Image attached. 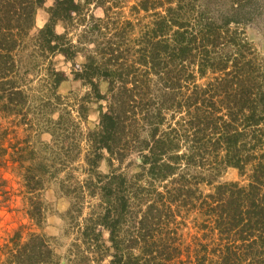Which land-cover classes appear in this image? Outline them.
<instances>
[{
    "label": "trees",
    "instance_id": "trees-1",
    "mask_svg": "<svg viewBox=\"0 0 264 264\" xmlns=\"http://www.w3.org/2000/svg\"><path fill=\"white\" fill-rule=\"evenodd\" d=\"M235 1L224 10L222 0H137L132 11L152 19L141 24L114 11L125 0H81L106 9L103 17H92L77 44L56 29L67 25L62 13L74 0H54L48 8L50 18L32 40L35 53L70 58L82 46L86 62L76 78L91 88L89 97L100 98V79L109 82V113L101 115L97 130L79 131L72 144L81 156L84 142L83 188L98 200L86 216L80 212L73 263L264 264V61L237 28L256 17ZM43 3L0 0V104L6 114L24 115L19 111L27 106L32 68L17 52ZM208 71L218 76L197 84V74ZM81 108L85 119V104ZM70 118L66 112L67 129ZM12 133L0 123V159L23 171L28 214L40 224L37 193L47 175L56 178L67 166L59 160L40 164L29 138L21 145ZM61 152L66 156L58 146L51 157ZM105 158L108 173L98 171ZM125 162L140 172H118ZM230 168L247 175L248 183L221 181ZM214 184L213 193L204 194L201 187ZM182 209L197 211L202 227L217 236L213 244L183 246ZM10 242L3 264H60L42 233L23 240L18 230Z\"/></svg>",
    "mask_w": 264,
    "mask_h": 264
},
{
    "label": "rangeland",
    "instance_id": "rangeland-1",
    "mask_svg": "<svg viewBox=\"0 0 264 264\" xmlns=\"http://www.w3.org/2000/svg\"><path fill=\"white\" fill-rule=\"evenodd\" d=\"M136 2L137 0H125L114 11L134 23H149L152 20L150 14L147 15L145 12L137 14L132 11V6ZM222 2H225L223 9L228 10L230 0ZM53 3L54 0H44L38 8L28 38L17 52L24 58L25 66L29 64L32 68L26 73L30 82L26 89L27 106L19 111L24 115L6 114L0 104V123L14 132L10 135L13 142L19 140L22 141L21 145H24L23 140L29 138L35 154L42 155L40 164L50 165V162L59 160L67 167L57 172L56 178H49L47 175L44 188L37 193L44 213L43 221L37 224L28 214L29 195L25 192L23 171L18 164L0 159V264L5 263L9 257V250L13 246L10 239L18 230L21 231L23 240L33 232L44 234L60 264H75L70 250L78 239L77 225L81 222L80 212L83 210V216H86L90 212V206L98 203L97 199L87 197L83 188L86 186L87 178L83 166L86 148L84 142H79L83 148L81 156L72 144L78 140L79 131L86 133L88 130H97L101 115L109 113V82L105 78L100 79L98 82L100 98L89 97L91 88L76 78V72H80L86 62V54L80 50L82 46L70 58L60 54H48V51L44 53L38 50L35 53L32 40L48 22L50 18L48 8ZM235 4L241 12H250L256 17L254 21L241 24L237 28L241 37L253 48L257 59L260 62L264 61V0H240L235 1ZM199 5L201 8L205 6L204 2ZM105 9L106 6H85L81 4V0H74L73 6L62 13L67 18V25L58 24L57 32L64 34L68 43L77 44L79 37L91 24L92 17H103ZM230 28L235 29L232 25ZM215 76L218 74L211 71L202 77L197 74L196 83L205 85L213 81ZM82 104L87 108L85 119L79 116V113L83 112ZM66 112L71 114L69 129L63 123ZM58 146L64 148L66 156L61 152V156L53 159L51 153ZM138 161L137 159V163ZM98 171L103 173L110 171L106 158L100 162ZM118 172L133 175L139 173L140 168L133 166L127 169L125 162L119 166ZM220 180L239 182L241 185L248 183L247 175L241 176L234 168L226 170ZM215 186L216 184L201 188L204 194H208L213 193ZM178 221L181 222L182 244L184 247L190 246L191 250H194L198 243H211L217 237L209 228L202 227L204 219L197 211L187 213L182 209ZM99 231L107 236L102 229Z\"/></svg>",
    "mask_w": 264,
    "mask_h": 264
},
{
    "label": "water",
    "instance_id": "water-1",
    "mask_svg": "<svg viewBox=\"0 0 264 264\" xmlns=\"http://www.w3.org/2000/svg\"><path fill=\"white\" fill-rule=\"evenodd\" d=\"M138 162H140V160Z\"/></svg>",
    "mask_w": 264,
    "mask_h": 264
}]
</instances>
